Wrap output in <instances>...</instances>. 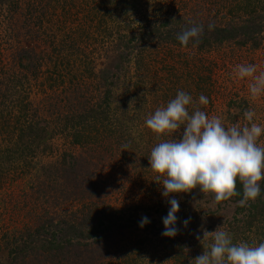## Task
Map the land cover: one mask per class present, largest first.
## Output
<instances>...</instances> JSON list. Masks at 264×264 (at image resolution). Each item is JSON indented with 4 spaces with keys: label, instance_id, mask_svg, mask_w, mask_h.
Wrapping results in <instances>:
<instances>
[{
    "label": "rangeland",
    "instance_id": "1",
    "mask_svg": "<svg viewBox=\"0 0 264 264\" xmlns=\"http://www.w3.org/2000/svg\"><path fill=\"white\" fill-rule=\"evenodd\" d=\"M104 2L106 0H6L0 4V146L10 140L21 139L19 150L26 149L20 158L28 161L24 172L17 177L6 175L0 186L2 264L9 262V251L13 246L11 242H2L5 230L9 231L8 240H11L18 236L11 229L20 228L24 222L38 226L42 221L38 215L45 206L51 208L48 211L55 213V216L52 215L55 220L64 219L66 223L79 220L78 217L75 219L71 211L79 209L86 215V210L90 211L95 204L104 207V210L107 205L118 210L112 212L108 209L100 215L109 225L112 221L105 215L115 213V216H119L116 222L119 225L112 224L114 226L109 227L113 236L105 240L101 250H97L95 256L102 262L96 264H120L123 260H127L128 264H171L177 258L174 251L179 245H185L187 249L190 248L187 251L197 252L196 256H199L202 254L201 249L206 251L212 242L210 236L206 235L203 239L205 231L213 232L220 227L228 232V227L234 224V218L242 216L238 201L232 197L216 202L212 194L201 193L198 188L189 193L162 197L161 186L153 182L155 173L149 167L148 157L157 143L164 139L179 138V131L183 130L181 128L175 134L162 135L158 139L145 125L133 119L139 120L137 113L142 118L146 112L149 116L158 107L166 106L178 90H183L194 101L201 94L205 95L208 104L200 106L201 110L209 117H220L226 126H247L249 121L244 117L246 111L254 113L252 122L264 126V94L253 98L248 90L251 80L238 79L234 72L235 66L240 64H254L258 72L264 71V30L256 46L250 43L240 45L230 40L204 53L179 48L171 51V54L164 51V64L174 61L175 76L167 77V67L160 69L161 64L155 60V56H147L145 65L150 73L142 82L137 80L138 75H134L133 58L126 61L125 52L115 45L122 37L126 41L132 32L144 30L139 25H144V20L133 11L128 12L130 15H121L118 5L109 16ZM159 3L166 5L168 1L151 0L147 4L144 18H148V22H157V15L160 14L156 8ZM181 12L184 14L183 10ZM207 14L211 12L203 11L200 17L205 20ZM138 18L141 21H137ZM133 43L137 44L136 41ZM25 48L31 50L32 54L29 55L33 58L32 63H28L29 59L25 57L19 60L14 56L16 50ZM149 52L150 49L147 50ZM120 64L123 68L119 71V78L114 85L108 86L111 96L116 98L113 100L109 97L108 100L112 128L103 129L99 126L101 135L106 139L103 148L93 143L83 148L73 144L72 136L67 132L69 128L65 127L64 115L70 117V112L76 115L87 110L90 105L104 106L101 98L106 86L102 84V77L106 75L103 73L109 76ZM155 80L176 91L158 94L152 88ZM149 88H152L151 95L141 92ZM127 90L134 91L136 98L142 102L140 109L124 103L123 99L132 94L127 93ZM146 98L148 102L145 105ZM115 118L119 126H114ZM83 120L84 125L89 127L87 122L91 118ZM28 123L44 127V133L27 134L19 130ZM7 130L11 133L8 134ZM87 131L93 133L89 128ZM105 132H108L106 136ZM258 143L264 146V136L260 137ZM84 155L90 159L88 167L99 187L97 194L93 197L90 190L85 199L62 200L58 207L55 201L60 187L54 185V181L60 177V170L68 160ZM42 166H56L57 169L44 171L40 169ZM41 182L44 186H35ZM262 182L264 180L260 181V185ZM173 197L180 205L176 214L178 232L173 238L162 237V217L166 216L169 208L167 200ZM33 205L37 210L27 213L28 207ZM56 207V211H53ZM144 216L149 218L150 223L140 228L138 224ZM79 217H82L81 212ZM85 218L87 220L88 216ZM186 218L190 220L184 227L182 221ZM97 220H94L95 224ZM77 226L83 227V224ZM157 229L158 232H155ZM57 232L56 237L67 238ZM228 233L233 238L232 232ZM247 233L255 241L253 231ZM104 234L98 233L97 236L103 237ZM144 237L143 243H137L138 239ZM78 241L83 242V239ZM18 244V247L24 246L23 243ZM131 244L133 247L126 251L124 247ZM58 256L59 261H63ZM41 260L40 264H44L43 257ZM96 260L94 258L91 262H85L93 264ZM22 261L38 264L30 255L24 256ZM63 262L84 264L69 257L68 262Z\"/></svg>",
    "mask_w": 264,
    "mask_h": 264
},
{
    "label": "trees",
    "instance_id": "2",
    "mask_svg": "<svg viewBox=\"0 0 264 264\" xmlns=\"http://www.w3.org/2000/svg\"><path fill=\"white\" fill-rule=\"evenodd\" d=\"M150 1L151 0H106V2L103 3L106 8V14L109 16H111L118 5L121 10V15H127L130 11L131 13L134 12V14L140 15V18L144 20V25L139 24L140 28L144 30H139L137 33L132 32L126 41H124L122 37L115 45V47L125 52L126 61L133 58L134 75H138L139 77L137 80L142 82L145 80L144 78L147 74L149 75L150 73V70L147 69L145 65V62L147 63V60H145L147 56H155V60L157 62L159 61V64H161L159 66L160 69H165L167 67L169 73L167 77H169L170 75L175 76L177 72L173 64L174 61H172V64H164L163 59L166 58L163 56L164 51H168V53L170 52L171 54V51L179 48L191 49L204 53L210 51L224 41L233 40L236 44L244 45L250 43V45L256 46L262 38L261 32L264 30V0H198L197 2H195L196 0H167L168 4L162 5V3H159L157 5L156 9L160 14L157 15V22L152 20L148 22V18H144V13ZM5 2L6 0H0V4ZM163 9H166L164 10L165 12ZM181 10H183L184 14H182ZM223 10L225 12H223ZM203 11L211 12L210 15L207 14V17L204 18L205 20L200 17V13L202 14ZM140 18H138L137 21H141ZM209 24L214 25L212 30H209ZM194 25L203 26V33L199 37V43L193 44L190 41L188 46H181L176 39V35L182 30ZM133 41H136L137 44L135 45ZM148 49H150L149 54L147 53ZM151 49L154 50V52H152ZM29 54H32L31 50L25 48L16 50L14 56L19 60L25 57L29 59L28 63H32L33 58H31ZM122 68L123 66L121 64L117 65L116 71L110 73L109 76L103 73L106 75L102 77V84L106 86L101 98V102L105 103L103 104L104 106L101 104L95 105L94 107L90 105L87 110L84 109L81 113H77L76 115H74V112H70V117H68L67 114L64 115L63 120L66 123L65 127L67 126L69 128L67 132L71 134V142L73 144H78L83 148L93 143L100 147L102 146L101 149L103 148L106 139L104 140V135H101L99 126H102L103 129L106 127L112 128L113 123L110 117L111 115L109 114L108 100L109 97L116 100L113 95L111 96L108 86L116 83L119 78V71H121ZM153 87L158 94H162L164 91L168 90L176 91L161 83L158 84L156 80L152 88ZM152 88L142 89L141 92L146 93V95H151ZM129 92H132V94H128L127 97L123 99L124 103L140 109L142 102L136 98L134 91L127 90V93ZM147 102L148 100L146 98L145 105ZM146 113L143 118L137 113L136 115H138L139 120H133L145 125V119L148 117ZM85 118H91V120L87 122V126L89 127L84 125L83 119ZM114 123V126H119V122L116 118ZM0 127H2L1 124ZM21 128H19V130L27 134H40L45 131L44 127H37V125L32 123H28L22 130ZM88 128L89 131L93 133H89L87 131ZM9 132L10 131L7 130L8 134ZM107 133L108 132L104 133L105 136ZM20 141L21 139H16L14 141L10 140L5 143L4 146H0V186L4 178H6V175L7 177L16 176L24 172V169L28 165V161L20 158L26 149V147H24L19 150L18 143ZM109 141L111 142L112 140ZM89 160V157L85 155L84 157H72L71 160L65 163L66 165H61L63 167L60 170V177L56 178V181H54V185L60 187L56 195L57 200L52 198L56 200L55 202L58 207L62 203V200L72 201L75 199H85L86 193L90 190L92 195L94 194L93 197L97 194L99 187L97 183L94 182V175L88 167L90 163ZM51 168L57 169L56 166H42L40 169L47 171ZM35 186L42 187L44 183H37ZM260 187V196H258L255 201H250L244 206H239L238 210L243 212L242 216L240 218L235 217L234 224L228 227V229H230L228 232H232V240L234 243L247 242L253 245L254 243L258 244L264 241V182L261 183ZM236 190L240 195L233 196L232 198L235 201H239L242 198V185L239 182H237ZM2 205L3 204H1V206ZM89 205L92 204L90 203ZM101 207L102 206L95 204L94 208L90 211L86 210L85 213L88 216L87 220L82 210L76 209L71 211L75 219L78 217L77 219L79 220L78 222L66 223L64 219L60 221L55 220V213L48 211V209L51 208L45 206L38 215V218L42 220L38 226L24 222L20 228L15 227L11 229L13 230L12 233L18 234L17 237L14 236L11 240H8L9 231L5 230L6 233L2 235L4 237L2 238V242L4 241L6 244L11 242L13 245L12 249L9 251L11 257L7 264H26V262L22 261V258L26 255H30L31 259L37 261L38 264H40V262L42 263L41 257H43L44 264H49L48 261H50V264H64L63 261L68 262V257L75 261H83L84 264H86L85 261L91 262L94 258H97L93 264L97 262L101 263L102 261L98 260L99 257L95 256V254L97 250L103 248L105 240H109L113 236V232L108 229L112 224H118L116 222L119 217L118 215L115 216V213H112V215L107 213L108 215H105L106 218H110L112 221L108 225L100 215L106 213L105 211L108 209L112 210V212H117L118 210H114L110 205H107L106 210H104V207ZM82 208L85 207L83 206ZM56 209L57 207L53 211H56ZM36 210L37 207L35 205L30 206L27 209V213ZM79 212L82 213V217H79ZM95 219H98L96 224L94 223ZM63 224L67 225L62 227ZM77 224H83V227H78ZM102 225L105 226L99 228V226ZM106 229L107 231H105ZM57 231L61 232V235L67 236V238L63 236L56 237ZM250 231H253L255 241L248 235L247 232ZM155 232H158V229ZM98 233L105 234L103 237H98ZM152 235L155 234L153 233ZM22 237L24 239H21ZM76 238H82L83 242L78 241L79 239ZM144 240L145 237L144 239H138L137 243H143ZM19 242L23 243L24 246L18 247ZM132 247L133 245L131 244V246L124 247V249H131ZM187 250H190V248L187 249L185 245L177 246L174 251L177 258L175 259L176 261L173 260L171 264L174 262L175 264H195L194 259L197 257V252L194 254L192 250L191 252ZM28 251L30 252L26 253ZM203 251H205V249H201V253H203ZM125 253L127 254V252ZM58 255L61 256L60 258H63V261H59ZM120 264L128 263L127 260H123Z\"/></svg>",
    "mask_w": 264,
    "mask_h": 264
},
{
    "label": "clouds",
    "instance_id": "3",
    "mask_svg": "<svg viewBox=\"0 0 264 264\" xmlns=\"http://www.w3.org/2000/svg\"><path fill=\"white\" fill-rule=\"evenodd\" d=\"M214 25L209 24V30ZM202 25L186 28L176 35L181 46L199 43ZM238 79L249 78L248 90L253 98L264 94V71H257L254 64L236 65ZM208 98L201 94L196 101L183 90H178L166 106L158 107L145 119V127L159 139L179 131V138L164 139L157 143L148 157L149 167L155 173L153 182L161 186V196L189 193L198 188L201 193L212 194L214 201L229 200L240 195L237 182L242 185V198L237 202L244 206L260 196V181L264 180V146L258 143L264 136V126L252 122L254 113L246 111L244 117L249 124L226 126L218 116H207L200 106H206ZM191 106V111L189 107ZM123 147H127L124 145ZM166 216L162 217V237L173 238L176 227L179 201L167 200ZM190 218L182 221L186 227ZM150 223L144 216L138 227ZM206 251L197 256L195 264H264V241L255 246L247 242L233 243L231 235L218 227L213 232ZM199 239V237H197Z\"/></svg>",
    "mask_w": 264,
    "mask_h": 264
}]
</instances>
